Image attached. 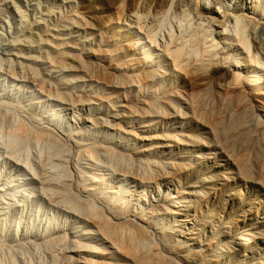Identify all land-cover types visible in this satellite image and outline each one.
<instances>
[{
    "label": "bare ground",
    "instance_id": "1",
    "mask_svg": "<svg viewBox=\"0 0 264 264\" xmlns=\"http://www.w3.org/2000/svg\"><path fill=\"white\" fill-rule=\"evenodd\" d=\"M53 1L71 10L55 24L25 20L31 54L0 51V264H110L105 247L140 264H264V0ZM2 76L44 99L14 96ZM82 78L111 93L74 88ZM120 89L129 95L117 102ZM46 100L61 112L38 111ZM108 101L109 113L94 108ZM166 117L171 129L150 135ZM179 120L202 132L177 131ZM111 130L151 145L136 150ZM168 139L181 146L175 158L162 154ZM172 165L188 182L146 208L104 187L102 167L144 182L142 172ZM204 203L211 208L181 240L187 219L173 230L160 220ZM60 212L77 223L61 224Z\"/></svg>",
    "mask_w": 264,
    "mask_h": 264
},
{
    "label": "rangeland",
    "instance_id": "2",
    "mask_svg": "<svg viewBox=\"0 0 264 264\" xmlns=\"http://www.w3.org/2000/svg\"><path fill=\"white\" fill-rule=\"evenodd\" d=\"M70 10H71V5L70 4L60 3V2H57V1H53V0H5V1L2 0V1H0V51L4 52V49H5V52L4 53H7V52L9 53L11 50L12 51L10 53H13V51L15 53V52H18L19 51V48L22 49L24 47L22 50L24 51V49H25L27 53L31 54L32 49H33V45L31 44L32 43L31 41H33V39L31 40L29 38L31 40L30 41L31 43L30 44L27 43V42H29L28 41L29 40L28 39L29 36L26 35L27 34V29H24L26 32L25 31L23 32V30H22L24 24H25V27H26V25H27L26 23H28V25H29L30 22H34L35 20H40V19L41 20H44L45 22L47 21L46 22L47 24H49V23H52V24L54 23L55 24L57 21H59L61 18H63L66 14H68ZM24 18H26V19H24ZM25 20L28 21V22L25 23ZM61 30L63 31V32L61 31L63 33L62 35H65L64 37H70V34L72 32L70 33L69 30H65V29H61ZM24 33H25V35H24ZM67 34H69V35H67ZM75 35L82 38V37L85 36V33L79 32L77 34H74L73 36H75ZM17 40L23 41L25 43V45H23L24 44L23 42H22L23 44L21 45L20 44L21 42H19ZM18 42H19V44H18ZM3 45L4 46L7 45V46L6 47H3ZM19 45H21L22 47H19ZM11 47H12V49H11ZM29 47H32V49L29 48ZM9 49H10V51H9ZM29 50L31 52H29ZM0 57L2 58V54L1 53H0ZM54 75H56L57 78H62V77L65 76V74L64 73H61V72H58V73L56 72V73H54ZM2 78H3V80H5L6 86L9 88L10 91H12V93H13L14 96H17V97L19 96L21 98L22 97L24 98V96H25V97H28V100H29V98H31L32 102L30 100V103H33L34 101L36 102V101H40V100L44 99L43 96H42V94L30 82H28L27 80H20V79L19 80H12V79L8 78L7 76H5V77L2 76ZM85 80H87V81H85ZM82 81H83L84 84L81 83ZM82 81H80V83L82 84V86H79L81 84L78 83V84L75 85L74 88L80 89L82 91H84V90L85 91H88L89 90V92H90L91 95H93V93L95 95L96 94H99V93H102V94H104V93L105 94L111 93V91L108 92V90H109L108 88H104V85L103 86L102 85L100 86L99 83H96L94 81H91V80L85 79V78H82ZM104 90H106L107 93ZM121 90H123V89H120V92H119V90L116 91L119 94L115 93L116 94L115 97L116 96L117 97L118 96L120 97V98H117V97L115 98L114 97L116 99L115 101H117V102H119V101L121 102V99H122V101H124V99H125L124 97L127 98V96L129 95V93L125 92L124 90L123 91H121ZM156 90H158V89L156 88ZM124 93H126L127 96H125ZM30 95H31V97H30ZM99 103L96 102L94 108L97 111L109 113V110L112 107L111 105H113L112 104V101L111 102L108 101V103H106V104L105 103L103 104V102H101L102 104L101 103L99 104ZM109 103H111V104H109ZM37 104H40V103H37ZM43 107H45V108L42 109V108L38 107L37 110L38 111H40V110H46L47 112L49 111L51 113H56V114H58L59 112H61V107L55 101H52V100H46V101H44V106ZM78 109L79 108H77V110L75 112L76 115L78 113L79 114L80 113L81 114H84V113L89 112L88 108H83V109L80 108L79 110ZM67 116L71 117V114L70 115H67ZM171 117H166V118H163V119H159L160 122H158L156 124V126L154 124V125H152L153 128L152 127L148 128L150 135H153L154 134L155 136L156 135L161 136V135H163V132H162L163 130L171 129L172 124H173V121H171L172 120ZM129 119L130 118L126 119V121H128ZM138 119H139V121H137ZM131 120H132V122H131ZM131 120H129L131 122V125L133 124L134 126L133 125L132 126L134 128H136V129L139 128V127L142 128L143 126H145L147 124L146 123L147 121H145L146 119L131 118ZM134 121H137V122L134 123ZM181 121L182 120H179L178 128L176 129L177 131H179V130L181 131V130L184 129V127H187L188 126L189 127L188 129L190 130V132H192V130H194V131L196 130L198 132H202L200 130L201 128H199L200 126L198 127L197 124H191L189 126V124L187 125V122L186 121H182V122ZM198 128H199L200 131L198 130ZM102 131L103 130H101L100 132L102 133ZM115 132H116V134H115ZM104 133H105V130H104ZM164 133H167V132L164 131ZM107 134H109V135L113 134L114 137L116 135L118 136L120 134L118 136V138L119 137H122V136H125L123 133H121L119 131H115V130H111V132L109 131V133L107 132ZM113 135H111V136H113ZM126 137L127 136H125L124 138L125 139L130 138V137H127V138ZM126 141L128 143L130 141V143H129V144H131L130 146L131 147H134L135 146L134 149L136 148V150L138 148L142 147V146H149V145H151V142L148 143V141H138L137 139H133V138H131V140L128 139ZM131 141H132V143H131ZM168 141H169L168 142V145H170L171 147H168L166 149H163L162 150V154H163V156H166V158H169L171 156H173V158H175V154H177L179 152L178 150L181 149V146L177 148L175 142H173V141L171 142L169 139H168ZM182 150H183V147H182ZM184 151L187 152V149L184 148ZM152 152H153V155H155L156 157L159 156L158 154H161L160 151L155 150V149H153ZM168 154H170V155L172 154V155L169 156ZM186 154H189V153H186ZM193 165H194L193 166L194 167V170H196V171H194L195 174L201 175L203 173H206L204 171H201L203 169L200 168L199 166H197L196 164H194V162H193ZM102 166H103V164H102ZM193 167H191L192 168L191 169L192 171H193ZM6 168H8V165L7 164L4 166V169H6ZM161 168H159V166L157 168V166H156L153 170H150L153 173H151L149 171L142 172V175L144 176V180H145V181L143 180L145 182L144 183V182H142V180H139V179H135L134 180V178L133 179L132 178H123V177L120 176L121 177V179H120V177L118 176V173L117 174L116 173L114 174V172H111L110 170L104 169V167H102V169L104 170L103 175H104V178L106 180L105 183H107V184L104 185V187L108 191H110V190L113 189L112 191H114V195H115V192L117 193L116 196H115V199H116L118 193H119V197L121 195H123L121 197H124L125 200H126V202H128V204L132 208H141V207L142 208H146L150 204H154L156 202L154 200H156V199L158 200L160 197H162V195L171 194L172 192H176L177 189L178 190L181 189L180 187H183V185L186 182H188V180L186 178H182V176L180 175V174L183 173L182 172L183 170L181 169L180 165H179V167H178V165H172V167H170L168 170H166L167 172L169 171L168 177L170 176V173H172L171 176L169 177L170 179L166 175V177L168 179L166 181H163V178H162L161 179L162 181H161L160 178H158V177L165 176L164 173H167V172H164L163 173V170L165 171V169L162 168L163 169L162 170ZM158 169L161 170V172L158 171ZM154 171L157 172V173H155ZM6 173H15V170H13L12 172L4 171V174H6ZM161 174H162V176H160ZM187 175L188 174L185 173V176H187ZM106 176H108V177H106ZM155 177H157V178H155ZM172 177H173V179H171ZM117 178H119V179H117ZM115 179H117V180H115ZM147 179H148V181H147ZM149 180H151V181H149ZM149 183H150V185H149ZM166 183H167V185H166ZM114 185H116V186H114ZM119 185H120V187H119ZM122 185H124V186L122 187ZM121 189H123V190H121ZM180 196L181 195H179V197ZM184 197L185 198H183V196H181V198H182V200H180L181 201L180 202L181 205L183 204L182 203L183 200H186V196L185 195H184ZM128 199H129V201H128ZM38 201H39V199L38 198H35V202H38ZM199 202L201 203V202H203V200L202 201H199ZM147 203H148V206H147ZM210 208H211V205L210 204L204 203V204H201V205L196 206L194 208V209H196V212L193 209H190L188 211L183 209V214L184 215L182 216V218H175V217H171V216H164V218L161 217L163 219L160 218V220H162L161 222H164L165 223V224L162 223V225L164 224L163 225L164 227H166L165 225H167V226H170L171 225L169 227L170 228L169 230H173L175 223L178 222L177 220H180V219H184L185 220V219H187L186 221L182 222L184 224H181V226L179 228V232L177 233L178 236L177 235L175 236V239L177 238V240L178 239L181 240L182 239V235L185 234L187 232V230H189L192 226H195L198 223V221L203 217V215H205L207 213V210L210 209ZM63 214L62 213L61 214H58V215H60L59 221H60L61 224H64V223L65 224H69V223L72 224V223H75V222L77 223V221L75 220V218H73V217H70V218L69 217H65L66 215H63ZM60 219L62 220V222H61ZM68 221H69V223H68ZM175 221H177V222H175ZM79 224L81 225V223H79ZM172 224H174V225H172ZM84 225L85 224L82 223V226H84ZM217 229H218V223H212V224H210V226L208 227V229H204L202 231V233H200V235H196L195 236L194 244L195 245H198V246L201 245V244H203L205 242V240H206V238L203 235V233H205L206 236L210 237L212 235V232H214ZM105 248L107 249V253H108V254L106 253L105 255L108 256L107 258H109L108 261H110V264H140L139 258L137 256H135V255L130 256V257L127 258V257L121 255L120 253H116V252L110 250L108 247H105ZM234 264H241V263L240 262L237 263V260H235L234 261Z\"/></svg>",
    "mask_w": 264,
    "mask_h": 264
}]
</instances>
